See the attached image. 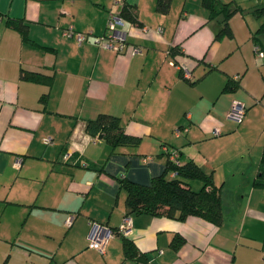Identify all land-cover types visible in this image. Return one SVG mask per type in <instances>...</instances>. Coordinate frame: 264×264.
Segmentation results:
<instances>
[{
    "label": "crops",
    "instance_id": "crops-1",
    "mask_svg": "<svg viewBox=\"0 0 264 264\" xmlns=\"http://www.w3.org/2000/svg\"><path fill=\"white\" fill-rule=\"evenodd\" d=\"M126 3L136 20L126 19L118 51L96 41L121 12L115 0H0V264H264V55L255 41L264 51V32L254 34L262 18L253 12L262 0H234L228 11L241 9L220 34L226 15L211 16L204 0H170L167 10L159 0ZM235 99L246 105L239 124L227 117ZM101 113L140 142L113 147L88 133ZM173 152L221 186V223L140 212L121 234L119 178L150 183ZM95 225L105 253L89 246ZM125 238L137 255H126Z\"/></svg>",
    "mask_w": 264,
    "mask_h": 264
},
{
    "label": "trees",
    "instance_id": "trees-1",
    "mask_svg": "<svg viewBox=\"0 0 264 264\" xmlns=\"http://www.w3.org/2000/svg\"><path fill=\"white\" fill-rule=\"evenodd\" d=\"M234 0L222 2L221 0H204V3L211 8L212 15L225 13L224 25L220 33H231V28L228 22V16L234 10L241 9L235 4V7L228 11ZM170 0H159V8L167 10ZM121 16L132 21L136 20V15L131 7L125 2L121 6ZM254 14L258 18H262V22L255 30L254 34L264 32V0L261 6L254 9ZM24 39L28 40L26 25L23 24ZM256 44H260L255 40ZM184 76V71L181 68ZM22 77L27 79L46 80L50 82L51 77L45 76L34 71L23 70ZM185 77V76H184ZM237 84L235 81H230L227 86L232 87ZM43 95L42 100L46 99ZM86 131L96 137L99 134L104 135V139L113 147L119 144H138L140 137L129 134L124 130L118 116L101 113L94 119H89L86 123ZM85 165H88L85 163ZM264 171V163L262 165ZM174 172L170 177L169 173ZM187 178H200L204 181V185L200 190L192 189L186 182ZM120 184L126 190V215L132 213L146 212L150 214H166L177 216L179 219H186L191 215H197L204 219L219 224L223 218L222 201H221V186L214 183L211 175H208L203 169L193 160H188L182 163H175L169 158L166 164V170L161 174L154 176L150 183H140L132 181L126 177L119 178ZM180 241V237H179ZM178 241V242H179ZM124 248L126 255L133 257L138 254V249L132 240L124 239Z\"/></svg>",
    "mask_w": 264,
    "mask_h": 264
},
{
    "label": "built area",
    "instance_id": "built-area-1",
    "mask_svg": "<svg viewBox=\"0 0 264 264\" xmlns=\"http://www.w3.org/2000/svg\"><path fill=\"white\" fill-rule=\"evenodd\" d=\"M118 5H124L126 0H115ZM126 22L124 18L119 13H110L106 25V30L102 35L96 37V41L100 43L102 46L111 49H117L118 51H123L127 45V30L125 29ZM75 30L73 27H69L64 30V34L66 36H72ZM86 33L82 31L77 32L78 41H83L86 38ZM135 52H141V47H134ZM256 51L259 55H264V51L260 48V45L256 44ZM183 69V68H182ZM184 76L191 77V72L189 69L184 68ZM246 114V105L240 100H233L231 107L227 113V117L233 122L239 124L242 122L244 116ZM181 130L176 129V133L179 134ZM214 134H220V129L215 128ZM51 138H46V141H50ZM65 157L70 158L71 152H65ZM169 158L175 163H179V154L177 152H173L169 154ZM174 174V172H172ZM74 214H70L66 219V224L69 226L74 221ZM132 226V218L130 215L124 217L122 224L119 227V232L123 235H127L131 231ZM95 230L92 231L90 235L89 246L95 249H98L101 253H105V245L108 241V237L101 238L99 236V225H95ZM109 235H112V232L109 231ZM108 235V236H109Z\"/></svg>",
    "mask_w": 264,
    "mask_h": 264
},
{
    "label": "water",
    "instance_id": "water-1",
    "mask_svg": "<svg viewBox=\"0 0 264 264\" xmlns=\"http://www.w3.org/2000/svg\"><path fill=\"white\" fill-rule=\"evenodd\" d=\"M101 137H102V135H101Z\"/></svg>",
    "mask_w": 264,
    "mask_h": 264
}]
</instances>
